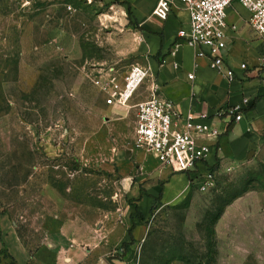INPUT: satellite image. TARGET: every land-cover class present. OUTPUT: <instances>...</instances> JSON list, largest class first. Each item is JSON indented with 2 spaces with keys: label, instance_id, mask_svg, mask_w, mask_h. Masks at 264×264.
Listing matches in <instances>:
<instances>
[{
  "label": "rangeland",
  "instance_id": "rangeland-1",
  "mask_svg": "<svg viewBox=\"0 0 264 264\" xmlns=\"http://www.w3.org/2000/svg\"><path fill=\"white\" fill-rule=\"evenodd\" d=\"M116 4L0 0V212L31 251L53 241L84 250L82 264H264V144L140 219L136 112L110 114L94 84L141 65ZM120 159L134 164L128 174Z\"/></svg>",
  "mask_w": 264,
  "mask_h": 264
},
{
  "label": "crops",
  "instance_id": "crops-1",
  "mask_svg": "<svg viewBox=\"0 0 264 264\" xmlns=\"http://www.w3.org/2000/svg\"><path fill=\"white\" fill-rule=\"evenodd\" d=\"M170 1V14L161 19L155 14L160 0H113L114 5L123 3L121 10L130 15V36L135 39L132 55L150 70L151 77L144 85V92H141L143 86L134 97L130 108L108 107L109 113L135 110V105L151 99V86L156 83L162 99L174 102L183 115H205L207 120L199 122L210 125L220 135L201 139L212 152L207 161L191 173H177L162 166L148 167V162L137 155V149L133 151L137 170L140 167L143 172L131 192L138 200L143 217L153 207L178 202L191 189L199 188L206 176L199 177L202 172L209 169L214 174L217 170L243 165L264 144V38H259L251 28L248 11L239 3L228 11V48L224 54L226 69L233 70L235 75L229 80L212 69L209 58L199 57L197 48L182 45L176 55H172L178 33L189 27L190 17L180 1ZM243 64L248 66L246 71L241 69ZM245 99L250 100V105H244ZM238 106L243 107V119L239 122L225 114L228 109ZM220 111L224 113L221 117L217 116ZM129 153L131 156L132 151ZM119 164L122 174H128L134 165L121 159ZM142 235L140 225L131 234L135 240ZM52 242L31 251L21 240L10 216L0 212L1 264L7 262L2 254L4 251L17 264H82L88 257L84 250L53 245Z\"/></svg>",
  "mask_w": 264,
  "mask_h": 264
},
{
  "label": "built area",
  "instance_id": "built-area-1",
  "mask_svg": "<svg viewBox=\"0 0 264 264\" xmlns=\"http://www.w3.org/2000/svg\"><path fill=\"white\" fill-rule=\"evenodd\" d=\"M91 1V0H89ZM189 13V27L178 33L176 55L182 45L199 49L198 56L209 58L212 69L229 80L234 79V71L226 69L225 51L228 48V11L239 3L249 15V24L259 38H264V0H178ZM172 9L170 0H160L155 14L166 19ZM246 71L248 66L241 65ZM150 70L142 65H134L123 78L114 70L99 74L94 84L106 95L108 107L130 108L137 92L150 79ZM193 80L194 76H190ZM152 97L133 107L136 112L135 148L152 155L162 167L172 168L177 173H191L207 161L212 148L201 142L205 137H219L220 133L210 125L200 123L207 120L205 115L181 114L174 102L162 99L159 87L152 84ZM244 105H250L245 99ZM243 107H233L226 115L239 122L243 119ZM220 111L217 116H223ZM199 173V172H198ZM200 174V173H199ZM206 175V176H205ZM201 188L206 190L213 183V174L207 169Z\"/></svg>",
  "mask_w": 264,
  "mask_h": 264
},
{
  "label": "trees",
  "instance_id": "trees-1",
  "mask_svg": "<svg viewBox=\"0 0 264 264\" xmlns=\"http://www.w3.org/2000/svg\"><path fill=\"white\" fill-rule=\"evenodd\" d=\"M139 216H140V219L141 220H144V217H143V215L141 214V213H139ZM124 247H127L128 246V244L126 243V244H124L123 245ZM2 254H4V258L5 259H7V260H9V264H17L15 261H14V259L6 252V251H4V252H2ZM0 264H1V261H0Z\"/></svg>",
  "mask_w": 264,
  "mask_h": 264
},
{
  "label": "water",
  "instance_id": "water-1",
  "mask_svg": "<svg viewBox=\"0 0 264 264\" xmlns=\"http://www.w3.org/2000/svg\"><path fill=\"white\" fill-rule=\"evenodd\" d=\"M128 155L130 156V153H128ZM98 264H109L106 260H101Z\"/></svg>",
  "mask_w": 264,
  "mask_h": 264
}]
</instances>
